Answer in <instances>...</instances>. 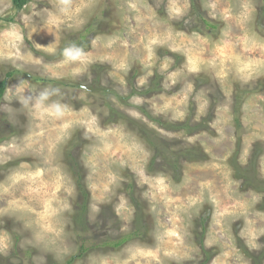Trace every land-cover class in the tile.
<instances>
[{"label": "rangeland", "instance_id": "1", "mask_svg": "<svg viewBox=\"0 0 264 264\" xmlns=\"http://www.w3.org/2000/svg\"><path fill=\"white\" fill-rule=\"evenodd\" d=\"M194 3L0 0V264H253L247 250L264 264V191L228 163L237 147L247 168L259 153L264 181V0ZM91 22L100 28L84 49ZM100 85L106 94L89 89ZM111 108L206 157L182 156L179 174L158 157L154 173L130 123L103 122ZM149 116L208 126L168 130ZM68 152L83 168L85 204ZM134 179L139 222L125 190ZM136 229L120 248L104 244Z\"/></svg>", "mask_w": 264, "mask_h": 264}, {"label": "trees", "instance_id": "2", "mask_svg": "<svg viewBox=\"0 0 264 264\" xmlns=\"http://www.w3.org/2000/svg\"><path fill=\"white\" fill-rule=\"evenodd\" d=\"M30 0H12L13 5L15 8L17 9H22L24 8V6H26L29 3ZM193 2V7L196 10V3H194V0H192ZM203 23L208 24L210 26L216 27L217 23H211L207 18H205L203 15H200ZM95 24L93 22L89 23L88 27L85 29V31H83L82 33H80V38L78 44L79 46H81V48L84 49H89L90 45H91V39H88L87 34L90 31V27ZM94 26H96V32L97 29L100 28V26L98 24H95ZM197 29V28H196ZM95 29L92 30V32ZM66 44H63L62 49H60L61 51H63L64 49H66L67 47H70V44L68 43V41H65ZM94 66V70L96 71V73H98L99 75L102 74V70L106 68V65L103 64H99L96 63L93 65ZM16 73H19L18 70H13L11 72L8 73V76L12 77L14 76ZM98 75V76H99ZM135 77V75H133ZM8 78V77H7ZM7 78H4L1 82H0V98L3 96L6 86L8 84V80ZM98 81V80H97ZM96 81V83H97ZM64 83V82H63ZM98 86V85H97ZM100 87H102V89H98L96 86H89V89L91 90V92H100V93H107L108 92V88H106L104 85H100ZM151 88H148V91L150 90H154L156 88V85L153 84L150 86ZM107 90V91H106ZM114 93V92H113ZM120 97V96H118ZM121 100H123V97H120ZM240 105V101H236L235 105L233 107V115H234V124L237 126L238 129H240L241 127V113H240V107L238 106ZM109 117L107 119V117L103 116V122L105 124L109 123L110 121H117V119H122V121H126L130 123V126L133 130H135V132L138 134V137L141 138V141L148 147V149L151 150L152 152V158L151 161L148 165V168L153 170L154 173L157 172H161V171H157L159 170V166L157 163V158L158 157H162L164 159H166V161L164 163H162V165L164 166H169L170 168H173L174 171L180 170V165H179V158H181L182 156L187 157L188 155H191V160H199L198 158L204 159L206 157V155L200 154L198 155L199 151H195L194 149L191 150H183V149H179V150H174V147L172 145L169 144V140L164 139L163 137H161L159 135L158 132H156L155 130L147 127L145 124H143V122H139L136 119L126 116V114L120 112V111H115V109L111 108L110 109V113L108 114ZM150 118H152L156 123H158L160 126L168 129V130H178V129H182L184 131H187L189 133L193 132L194 129H197V132L199 130H201V126L206 127V125L208 126V123H203V124H198L194 127H191L189 125H185V124H180V123H170V122H166L163 121L160 118H154L149 116ZM125 123V122H124ZM208 128V127H207ZM77 138H72L70 140V142L68 143V147L69 149H72L73 146H75L77 144ZM240 143V141L238 142ZM240 145V144H239ZM260 148V145H259ZM240 149V148H239ZM237 149L235 150V152L230 156V159L228 160V163L234 168V170H236V173L238 174V177H241L243 179H245V184L246 185H251L253 189H258L260 191H264V185H262V183L264 181L259 182L258 180L255 181V173H258V168L257 165L259 163V159H260V155L259 153H254L253 158H252V164L256 166H254L253 168H247L244 167L242 164H240V162H238L239 159V154H240V150ZM154 152V155H153ZM191 152V154L189 153ZM194 154H197L199 157L194 156ZM68 156H69V166H70V171L72 173L75 174V177H77V185L78 187L81 189V196H82V200H84V204H85V200H87L90 197V193L89 191L85 188V186L83 185L82 181H83V168L80 166L78 161H75V157H73L71 155V153L68 152ZM171 157H173L171 159ZM176 158V159H175ZM176 169V170H175ZM181 171H177V173L179 174ZM175 178L178 179V177L175 176ZM247 182V183H246ZM248 182H250L251 184H248ZM137 185L136 180L134 179L133 182H128L127 185L125 186V190L127 192V194H129L130 196V200L132 201V203L134 204V206L136 207V221L139 222L141 219L140 217L142 216L143 212H141V208H140V198H136L133 195V190H134V186ZM82 204V205H84ZM262 208H264V202L262 203ZM82 212L87 209L85 208V205L82 208ZM79 220H83V218L81 216H78ZM144 233V231H141L140 229H136L130 233L127 234H123L120 235L118 237H116V239L112 240V241H106L104 242V244L108 245H112L114 246V248H120L121 246H123V244H125L129 239L131 238H136L138 236H142ZM84 247V244H83ZM247 255L248 257H250L251 259H253V264H260V262L258 261V258L256 256H254V253L247 250ZM256 257V258H255ZM260 258V257H259Z\"/></svg>", "mask_w": 264, "mask_h": 264}]
</instances>
